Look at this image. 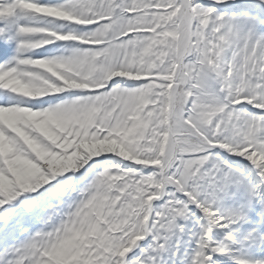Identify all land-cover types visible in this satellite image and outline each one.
<instances>
[{"label": "snow or ice", "instance_id": "obj_1", "mask_svg": "<svg viewBox=\"0 0 264 264\" xmlns=\"http://www.w3.org/2000/svg\"><path fill=\"white\" fill-rule=\"evenodd\" d=\"M0 264H264V0H0Z\"/></svg>", "mask_w": 264, "mask_h": 264}]
</instances>
